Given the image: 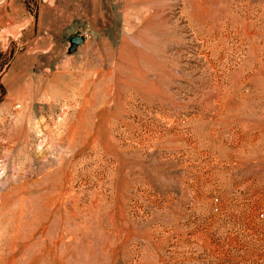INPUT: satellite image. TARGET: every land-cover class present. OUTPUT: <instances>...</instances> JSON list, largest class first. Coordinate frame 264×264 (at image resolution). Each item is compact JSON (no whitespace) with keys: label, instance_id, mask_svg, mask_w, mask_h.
Here are the masks:
<instances>
[{"label":"rangeland","instance_id":"obj_1","mask_svg":"<svg viewBox=\"0 0 264 264\" xmlns=\"http://www.w3.org/2000/svg\"><path fill=\"white\" fill-rule=\"evenodd\" d=\"M0 264H264V0H0Z\"/></svg>","mask_w":264,"mask_h":264},{"label":"water","instance_id":"obj_2","mask_svg":"<svg viewBox=\"0 0 264 264\" xmlns=\"http://www.w3.org/2000/svg\"><path fill=\"white\" fill-rule=\"evenodd\" d=\"M84 43V38L81 36H73L69 39V48L68 52L72 53L76 51L80 45Z\"/></svg>","mask_w":264,"mask_h":264},{"label":"bare ground","instance_id":"obj_3","mask_svg":"<svg viewBox=\"0 0 264 264\" xmlns=\"http://www.w3.org/2000/svg\"><path fill=\"white\" fill-rule=\"evenodd\" d=\"M229 71V70H228ZM221 84V83H220ZM218 87H219V85H218ZM220 88V87H219ZM244 100V99H243ZM35 259V258H34Z\"/></svg>","mask_w":264,"mask_h":264}]
</instances>
